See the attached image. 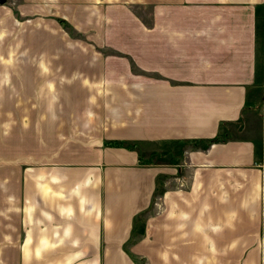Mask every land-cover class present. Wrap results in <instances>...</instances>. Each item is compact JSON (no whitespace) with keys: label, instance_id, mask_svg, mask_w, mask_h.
Segmentation results:
<instances>
[{"label":"crops","instance_id":"1","mask_svg":"<svg viewBox=\"0 0 264 264\" xmlns=\"http://www.w3.org/2000/svg\"><path fill=\"white\" fill-rule=\"evenodd\" d=\"M81 3L84 7L79 8V13L66 18L74 26L82 25L78 27L82 31H88V47L83 46L79 53H107L101 49H114L127 53L139 69L157 75L152 82H146L148 77L133 73L129 61L122 67L105 69L98 77L90 69L89 80L82 84L100 90L135 88L142 98L145 89L152 88L153 103L147 111L142 103L136 102L135 117L122 109L118 111L116 103L110 104L114 114L109 118L99 110L104 104L95 94V99L91 98L93 106L85 112L95 114L97 122L119 119L121 129L128 130L129 126L136 129L135 134L124 137H152L160 143L193 137L190 130L193 121L201 125L213 123L212 126H219L228 134L225 138L216 136L219 140L210 142L211 153L200 154L206 163L213 165L234 159L233 162H247L255 167L264 164V0H88L87 4L83 0ZM137 8L143 12H136ZM113 73L125 81H112ZM127 77L132 79L131 85ZM77 83L45 82L44 88L78 89ZM163 89L172 92L171 96L180 94L183 98L171 99L168 108L162 107L159 97ZM74 101L65 103L59 98L44 101V132L49 123L57 137L62 130L59 137L63 138L65 123L80 120V109H75L79 104ZM143 120L146 125L139 124ZM185 126H189V132ZM55 135L44 133V138ZM93 144L96 145L95 140L87 142L89 150ZM57 145L46 140V146ZM104 146L109 153L98 148L102 153V159L96 161L99 164L45 161L44 171L39 173L42 176L33 177L30 172L18 182L9 178L0 180L1 186L7 182L12 187V192L9 188L7 194L0 195L3 213L0 250H18L21 256L18 260L5 258L0 264H135L118 252L123 249L138 209L133 194L138 184L136 177L131 176L133 165L124 166L118 160L114 167L104 165L110 162L109 154L112 157L124 154L134 163L135 152L118 144ZM70 147L74 152L73 146ZM214 148L219 149L216 156ZM96 150L92 148L94 153ZM189 153L190 160L199 157L191 150ZM122 169L127 170L129 178L114 174ZM160 174L158 171L154 176V186L160 181ZM231 209L236 211L234 205ZM167 232L163 238L160 231L155 232L152 244L158 251V259L154 258V264L161 263L162 250L179 248L208 251L212 258L208 264H256L258 228L235 224V217L233 224L172 226ZM29 250L44 251V257L36 258ZM167 255L174 258L171 253ZM201 257L200 254L198 260ZM172 261L168 264L185 263L179 258Z\"/></svg>","mask_w":264,"mask_h":264},{"label":"rangeland","instance_id":"2","mask_svg":"<svg viewBox=\"0 0 264 264\" xmlns=\"http://www.w3.org/2000/svg\"><path fill=\"white\" fill-rule=\"evenodd\" d=\"M82 1L0 0V180L9 178L18 182L30 172L33 177L42 176L39 173L44 171L45 161L69 160L99 164L96 163L102 159L99 147L108 152L109 148L104 145L128 146L134 149V163L124 154H114L113 157L109 154L107 157L110 162L104 163L105 166L114 167L118 160L124 166L133 165L134 174L131 176L136 177L138 183L133 194L138 208L136 212H141L142 221L132 234L130 230L123 249L118 252L135 264H154V258L158 259V251L153 249L152 244L155 232L160 231V237L163 238L172 226L228 225L233 224L235 217V224L258 228L257 243L260 245L254 260L256 264H264V164L255 167L247 162H233L232 159L210 165L206 163L204 155L200 156L203 151L211 153L210 142L219 140L216 136L225 138L228 134L226 130L212 126L213 123L207 125L201 122V125L199 121H193L190 129L193 137L160 143L159 139L153 140L152 137H124L135 134L136 129L131 126L128 130L121 129L119 119L97 122L95 114L92 116L85 112L93 106L95 94L104 104L99 110L109 118L114 114L110 104L116 103L118 111L122 109L125 114L135 117L136 102L142 103L147 111L152 109L153 103L152 88H146L142 98L137 96L135 88L100 90L82 84L89 80L90 69L93 76L98 77L105 69L122 67L129 61L133 73L148 77L146 82H152L157 75L139 69L127 53H113L110 49H101L107 53H79L83 46L88 47V31H82L78 28L82 25L74 26L72 20L66 18H72L75 12L79 13V8L84 7ZM84 2L87 4L88 0ZM141 11L136 9V12ZM58 17L64 18L65 23H60ZM79 40L82 41L79 44L74 42ZM110 76L112 81H125L121 75L113 73ZM126 79L131 85L132 79ZM58 81H76L79 88H44L45 82ZM171 94L169 90L160 91L162 107L168 108L171 99L183 98L180 94H176V97ZM47 98H59L65 103L75 100L76 105L79 104L75 109H80V120L65 123L63 138L59 137L63 134L62 130H59L57 137L49 123L44 132V101ZM48 108L51 110L52 105ZM120 116V112H117V117ZM147 117H151V112ZM139 124L146 125V121ZM185 127L186 132H189V126ZM44 133L55 136L44 138ZM201 133L205 135L202 138L199 136ZM118 134H124L123 138L117 137ZM93 136L95 139L87 138ZM46 140L58 145L46 146ZM89 140H95L96 145L93 144L92 148L96 147V153L92 148L89 150ZM70 146H73L74 152ZM190 150L199 157L190 160ZM218 151L214 148L213 155L216 156ZM158 171L161 173L160 181L154 186V176ZM114 174L126 179L130 177L127 170L123 169L121 172L114 171ZM9 188L12 192L7 182L5 186L0 185V195L7 194ZM122 194L125 195V191ZM232 205L235 206V212H232ZM0 222L3 219L0 218ZM133 224L134 218L131 229ZM29 253L36 258L44 257V251L29 250ZM168 253L174 258H170ZM200 254L202 257L198 260ZM177 256L187 264H208L212 261L208 251L179 248L162 250L159 264H168L169 260L175 262ZM20 257L18 250H0V260H18Z\"/></svg>","mask_w":264,"mask_h":264},{"label":"trees","instance_id":"3","mask_svg":"<svg viewBox=\"0 0 264 264\" xmlns=\"http://www.w3.org/2000/svg\"><path fill=\"white\" fill-rule=\"evenodd\" d=\"M57 20H58L60 23H62V24L65 23V19H64V18H60V17H58ZM110 50H111V52H113V53H120V52H118V51H116V50H114V49H110ZM140 214H141V212L138 211V212L134 213V215H133V218H134V224H133V227H132V229H131V234L134 232V230L137 229L138 224L141 223V221H142V219H141V217H140Z\"/></svg>","mask_w":264,"mask_h":264}]
</instances>
